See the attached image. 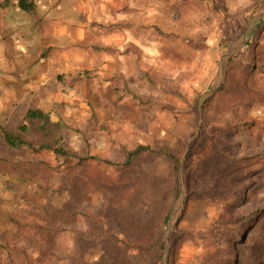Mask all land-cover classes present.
<instances>
[{"label":"rangeland","instance_id":"rangeland-1","mask_svg":"<svg viewBox=\"0 0 264 264\" xmlns=\"http://www.w3.org/2000/svg\"><path fill=\"white\" fill-rule=\"evenodd\" d=\"M51 2L91 12L84 38L43 49L52 62L41 87L53 95L27 91L0 127L82 158L159 153L119 171L78 167L10 149L0 134V264H264V0ZM252 85L263 102L248 108ZM39 106L49 133L39 120L19 131ZM45 217L62 232L40 242L16 229Z\"/></svg>","mask_w":264,"mask_h":264},{"label":"crops","instance_id":"crops-1","mask_svg":"<svg viewBox=\"0 0 264 264\" xmlns=\"http://www.w3.org/2000/svg\"><path fill=\"white\" fill-rule=\"evenodd\" d=\"M20 1L0 0V115L11 103L22 102L29 90L53 95L54 89L41 87L47 80L45 65L52 62L41 56L43 49L76 47L91 19V12H54L52 0H27L35 6L30 12Z\"/></svg>","mask_w":264,"mask_h":264},{"label":"trees","instance_id":"trees-1","mask_svg":"<svg viewBox=\"0 0 264 264\" xmlns=\"http://www.w3.org/2000/svg\"><path fill=\"white\" fill-rule=\"evenodd\" d=\"M20 7L22 9H24L25 11H32L34 10L35 6L33 3L28 2L27 0H21L20 1ZM232 62V61H231ZM233 63V62H232ZM227 76H229V73L227 72ZM243 80V84H245L246 86H248L249 83L248 82V77L244 76L242 78ZM226 87V85H225ZM252 87L254 89L251 90L250 96L251 98L248 99L247 101V105L246 107L251 108L254 105L257 104H261L263 101L261 100V96H260V86H256V88L254 87V85H252ZM251 89V88H250ZM220 92V91H219ZM138 103H142V101L140 99H136ZM42 121V126L41 129L44 131L45 134H48L50 129L47 127V124L50 122V116L49 114H47L46 112H44L41 109L38 108H28L26 113L24 114L23 118L20 120L19 124H18V130L19 131H26L28 129L27 127V121ZM0 134H1V140L3 145H5L6 147L10 148V149H22V148H26L28 149L31 153H33L34 155H40L42 153H51L55 159L57 160H65L67 162L69 161H73L76 160L77 161V166L78 167H86L88 165V163H90L89 160H92L95 163L98 164H108L114 168H117V171L119 170H124L123 168L129 167L134 161H140L141 157H152L155 156L157 153H159L157 150H154L153 148H151L150 146H146V145H138L133 149L127 150L126 151V155H127V159L125 160V162L120 163V162H112V161H108V160H102L98 157H92V158H82L79 157L75 152H73L71 149L65 148L63 145H61L58 140H55L53 143H42L40 145H35L32 142L26 141L24 139H22L18 134H15V132L13 130H5L3 128L0 127ZM172 159H175V156L171 155L170 156ZM247 158L245 157H241L237 160H234L237 164V166L239 168L244 169L245 168V162H246ZM241 176L243 177V171H240ZM240 175V174H239ZM245 179V176L243 179L240 180V182H242ZM50 212L54 215H60L63 213V211L61 210H52L49 209ZM80 213V212H78ZM78 213H74L73 217L77 218V216L81 217H88L90 219L92 218V214H88V213H80V215ZM96 221H97V217ZM15 220V219H14ZM43 224H40L38 222L33 223V225L29 228V227H25V224L22 223L20 221V223L18 222L17 225V230L19 228V230H26L28 231L27 233L31 234V233H35V236L37 237V235L40 236V242H42V235L43 236H47L50 233H54V232H59L61 233L62 230L59 229L58 226H56L55 224H53L54 218L52 219H48L47 217L43 218ZM16 222L18 220H15ZM41 227V229L38 231V228ZM30 229V230H29ZM69 237H71L72 239L76 240L77 238V234L73 231L70 230L69 232ZM32 238V237H31Z\"/></svg>","mask_w":264,"mask_h":264}]
</instances>
